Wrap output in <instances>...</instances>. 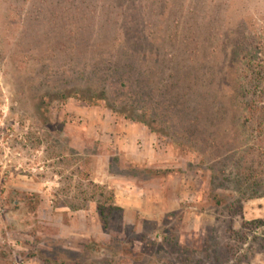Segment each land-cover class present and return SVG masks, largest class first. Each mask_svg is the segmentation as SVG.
Returning <instances> with one entry per match:
<instances>
[{
	"label": "rangeland",
	"instance_id": "rangeland-1",
	"mask_svg": "<svg viewBox=\"0 0 264 264\" xmlns=\"http://www.w3.org/2000/svg\"><path fill=\"white\" fill-rule=\"evenodd\" d=\"M0 264H264V0H0Z\"/></svg>",
	"mask_w": 264,
	"mask_h": 264
},
{
	"label": "trees",
	"instance_id": "trees-1",
	"mask_svg": "<svg viewBox=\"0 0 264 264\" xmlns=\"http://www.w3.org/2000/svg\"><path fill=\"white\" fill-rule=\"evenodd\" d=\"M100 82H103V79H99ZM98 88L94 89L93 91L86 89H76L75 91H72L71 93H68V95H64V94H60L59 98H61L62 100H65L67 98L70 97H74L84 103H86L87 105H93L96 103H103L112 113L114 114H118L121 115L124 119H128L130 121L133 122H139V123H146V121H144L142 118H144V116H146V109L147 106L143 101L142 102H138V104H142L140 105L139 110L142 111L143 113L141 114L143 117L141 119H138L137 117H135L134 114H136L133 110L129 109L130 107H127L126 104L120 106L118 103L119 99H115L113 98V95L111 96L108 93V89L106 87H100L99 85H96ZM115 90V92H118L119 88L117 87V89H113ZM111 98V99H110ZM96 186V185H94ZM97 188H101V187H97ZM100 216L104 215V209L103 207L98 206L97 207Z\"/></svg>",
	"mask_w": 264,
	"mask_h": 264
},
{
	"label": "crops",
	"instance_id": "crops-1",
	"mask_svg": "<svg viewBox=\"0 0 264 264\" xmlns=\"http://www.w3.org/2000/svg\"><path fill=\"white\" fill-rule=\"evenodd\" d=\"M118 137H120V136H118ZM152 140L151 139H149V143L151 142ZM133 158L134 159H138V157L137 156H133ZM139 161V160H138ZM158 168H161V167H158Z\"/></svg>",
	"mask_w": 264,
	"mask_h": 264
}]
</instances>
